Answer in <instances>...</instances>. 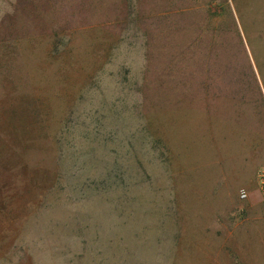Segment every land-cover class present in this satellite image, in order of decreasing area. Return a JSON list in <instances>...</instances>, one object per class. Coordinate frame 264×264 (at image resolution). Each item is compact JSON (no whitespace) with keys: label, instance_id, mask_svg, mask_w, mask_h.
Listing matches in <instances>:
<instances>
[{"label":"rangeland","instance_id":"1","mask_svg":"<svg viewBox=\"0 0 264 264\" xmlns=\"http://www.w3.org/2000/svg\"><path fill=\"white\" fill-rule=\"evenodd\" d=\"M261 163L264 0H0V264H264Z\"/></svg>","mask_w":264,"mask_h":264},{"label":"built area","instance_id":"2","mask_svg":"<svg viewBox=\"0 0 264 264\" xmlns=\"http://www.w3.org/2000/svg\"><path fill=\"white\" fill-rule=\"evenodd\" d=\"M257 184L258 188L262 194L263 200H264V168H261L257 172ZM249 193L247 192L246 189H241L240 190V198L241 199H248Z\"/></svg>","mask_w":264,"mask_h":264},{"label":"crops","instance_id":"3","mask_svg":"<svg viewBox=\"0 0 264 264\" xmlns=\"http://www.w3.org/2000/svg\"><path fill=\"white\" fill-rule=\"evenodd\" d=\"M264 168V163H261L260 165H258L257 167V171H256V176H257V172L259 169ZM233 176L235 177L234 173ZM260 191V190H259ZM243 200V199H242ZM262 201V196H260L259 198L257 197V195H252L251 197H248V201L250 202L249 204V208H254L256 207L258 204H260V201ZM262 203V202H261ZM263 204V203H262Z\"/></svg>","mask_w":264,"mask_h":264}]
</instances>
